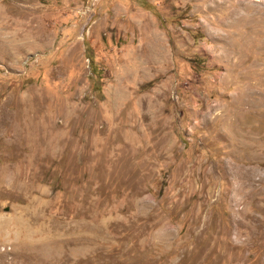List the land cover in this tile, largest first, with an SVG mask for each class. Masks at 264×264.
Masks as SVG:
<instances>
[{
  "label": "rangeland",
  "instance_id": "obj_1",
  "mask_svg": "<svg viewBox=\"0 0 264 264\" xmlns=\"http://www.w3.org/2000/svg\"><path fill=\"white\" fill-rule=\"evenodd\" d=\"M0 264H264V0H0Z\"/></svg>",
  "mask_w": 264,
  "mask_h": 264
}]
</instances>
